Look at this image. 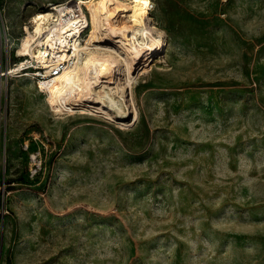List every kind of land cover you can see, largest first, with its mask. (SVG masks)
Instances as JSON below:
<instances>
[{
  "label": "rangeland",
  "instance_id": "rangeland-1",
  "mask_svg": "<svg viewBox=\"0 0 264 264\" xmlns=\"http://www.w3.org/2000/svg\"><path fill=\"white\" fill-rule=\"evenodd\" d=\"M76 1L0 0V264H264V0H152L165 40L127 86L125 124L58 113L38 62L17 66L36 15Z\"/></svg>",
  "mask_w": 264,
  "mask_h": 264
},
{
  "label": "bare ground",
  "instance_id": "bare-ground-1",
  "mask_svg": "<svg viewBox=\"0 0 264 264\" xmlns=\"http://www.w3.org/2000/svg\"><path fill=\"white\" fill-rule=\"evenodd\" d=\"M151 8L152 0H77L56 14L39 12L35 30L28 28L20 41L18 55L29 58L19 68L23 75L31 74L33 62L45 69L39 85L58 113L87 109L125 124L131 119L127 86L162 53L165 40L148 21Z\"/></svg>",
  "mask_w": 264,
  "mask_h": 264
},
{
  "label": "built area",
  "instance_id": "built-area-1",
  "mask_svg": "<svg viewBox=\"0 0 264 264\" xmlns=\"http://www.w3.org/2000/svg\"><path fill=\"white\" fill-rule=\"evenodd\" d=\"M0 47H1V49H3L1 51L0 81H2L4 78L7 81L8 77L12 76V60H11V56H10V52L12 50V37L9 33V28L5 25V23H3L0 27ZM3 52L6 55L5 65H4L3 58H2ZM20 63L17 65L18 67L20 66ZM44 70H42V71H44ZM42 71H40V72H42ZM53 72H57V71L54 70ZM41 76H42V74H41ZM1 88L2 87L0 85V189L3 188V192H4L6 190V188L12 184V182H11V180H9L7 173H6V166H7L6 139L4 138V141L2 142V124L4 123V128H6L7 117H8V104H7V101H5V104L3 106V102H2V98H1L2 97ZM27 147H28V145H27ZM0 205H1L0 206V214H3L5 211V208H4L5 199H4V197H3L2 203Z\"/></svg>",
  "mask_w": 264,
  "mask_h": 264
}]
</instances>
